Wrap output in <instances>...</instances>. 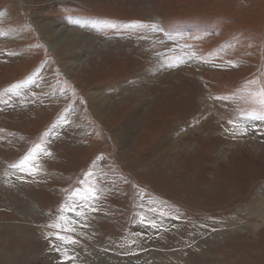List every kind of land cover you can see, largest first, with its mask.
<instances>
[{"label": "rangeland", "instance_id": "1", "mask_svg": "<svg viewBox=\"0 0 264 264\" xmlns=\"http://www.w3.org/2000/svg\"><path fill=\"white\" fill-rule=\"evenodd\" d=\"M263 187L264 0H0V264H264Z\"/></svg>", "mask_w": 264, "mask_h": 264}, {"label": "snow or ice", "instance_id": "2", "mask_svg": "<svg viewBox=\"0 0 264 264\" xmlns=\"http://www.w3.org/2000/svg\"><path fill=\"white\" fill-rule=\"evenodd\" d=\"M37 148L39 149V146H37ZM29 157L28 156H26L25 157V159H28ZM14 167H23V164H20V165H13ZM89 175H91V174H89ZM79 183H85L84 181H80ZM79 190H77V192H78ZM96 197H95V195L94 194H92V190L90 189L89 190V194L88 195H86V196H82L81 197V199L82 200H84L85 201V203H87V201H89V200H92V199H95ZM90 206V205H89ZM77 207H83L82 205H77ZM65 209H61V211H64ZM68 211H76V209L75 208H68L67 209ZM78 215L80 214V213H77ZM61 219L63 220L64 219V217H61ZM53 227H56V228H60L61 226L59 225V224H55V225H53ZM63 230H65V229H62V231ZM66 230H69V231H74V229H66ZM57 238L59 239V240H61L62 242H68V243H75V241L74 240H71L69 237H66V236H63V235H60L59 233H57ZM69 259H71V257H69Z\"/></svg>", "mask_w": 264, "mask_h": 264}, {"label": "bare ground", "instance_id": "3", "mask_svg": "<svg viewBox=\"0 0 264 264\" xmlns=\"http://www.w3.org/2000/svg\"><path fill=\"white\" fill-rule=\"evenodd\" d=\"M45 30V32H47L48 33V36H49V38L50 37H52L56 32H58L59 30H56L54 27H51V26H46V29H44ZM63 32V31H62ZM69 35V34H68ZM72 36L73 35H71V36H69L71 39H73L72 38ZM64 37V34H62V38ZM74 37H76V36H74ZM77 41H80L79 39H74V42H77ZM96 102L98 101L99 102V99H94ZM125 132V131H124ZM126 133V132H125ZM260 193H258V197H260V198H264V187L262 188V189H260V191H259ZM263 205H264V203H263ZM254 210L253 211H255L257 208H254V207H252ZM256 214H260V215H262V216H264V213L263 212H258V213H256ZM227 230H229V228L227 229ZM239 230V229H238ZM241 230V229H240ZM148 233H150V232H148ZM149 235V234H148ZM150 235H153V233L151 232V234ZM108 246V245H107ZM100 252V251H99ZM104 253H105V251H104ZM103 254V253H102ZM102 254H97L98 255V258L99 257H103V256H101ZM91 259H92V257H91ZM94 263V262H93ZM133 264H149V263H147V262H145V260L144 259H141V260H136L135 262H132ZM131 263V264H132ZM222 263V262H221Z\"/></svg>", "mask_w": 264, "mask_h": 264}]
</instances>
